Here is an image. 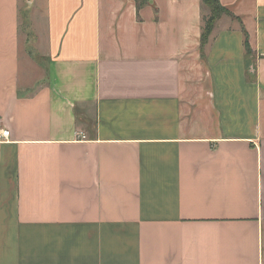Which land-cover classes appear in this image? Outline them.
I'll return each instance as SVG.
<instances>
[{
  "label": "crops",
  "instance_id": "crops-1",
  "mask_svg": "<svg viewBox=\"0 0 264 264\" xmlns=\"http://www.w3.org/2000/svg\"><path fill=\"white\" fill-rule=\"evenodd\" d=\"M220 1L0 0V264H264V0Z\"/></svg>",
  "mask_w": 264,
  "mask_h": 264
},
{
  "label": "trees",
  "instance_id": "trees-1",
  "mask_svg": "<svg viewBox=\"0 0 264 264\" xmlns=\"http://www.w3.org/2000/svg\"><path fill=\"white\" fill-rule=\"evenodd\" d=\"M204 5L207 6V12L204 14V30L202 33V44L208 41V36L213 28L215 21L220 18L224 13L232 14L228 8L222 5L220 0H202ZM244 41L246 49H250L248 33L243 27Z\"/></svg>",
  "mask_w": 264,
  "mask_h": 264
},
{
  "label": "built area",
  "instance_id": "built-area-1",
  "mask_svg": "<svg viewBox=\"0 0 264 264\" xmlns=\"http://www.w3.org/2000/svg\"><path fill=\"white\" fill-rule=\"evenodd\" d=\"M11 137V130L8 127L0 128V142L7 141Z\"/></svg>",
  "mask_w": 264,
  "mask_h": 264
}]
</instances>
